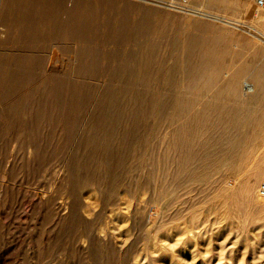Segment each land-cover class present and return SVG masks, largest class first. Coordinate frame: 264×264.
<instances>
[{
	"label": "rangeland",
	"instance_id": "374dc122",
	"mask_svg": "<svg viewBox=\"0 0 264 264\" xmlns=\"http://www.w3.org/2000/svg\"><path fill=\"white\" fill-rule=\"evenodd\" d=\"M180 1L0 0V264H264V9Z\"/></svg>",
	"mask_w": 264,
	"mask_h": 264
},
{
	"label": "built area",
	"instance_id": "2783aa9c",
	"mask_svg": "<svg viewBox=\"0 0 264 264\" xmlns=\"http://www.w3.org/2000/svg\"><path fill=\"white\" fill-rule=\"evenodd\" d=\"M187 0H181L180 3H172L173 5L175 6H178V5H182L183 3H185ZM255 1V5L257 6V8L259 9H264V0H254ZM183 6V5H182ZM258 193L260 196L264 197V181H262L260 184H259V187H258Z\"/></svg>",
	"mask_w": 264,
	"mask_h": 264
},
{
	"label": "crops",
	"instance_id": "0c3cea01",
	"mask_svg": "<svg viewBox=\"0 0 264 264\" xmlns=\"http://www.w3.org/2000/svg\"><path fill=\"white\" fill-rule=\"evenodd\" d=\"M251 1H253V0H251ZM254 3H255V1H254Z\"/></svg>",
	"mask_w": 264,
	"mask_h": 264
},
{
	"label": "bare ground",
	"instance_id": "6f19581e",
	"mask_svg": "<svg viewBox=\"0 0 264 264\" xmlns=\"http://www.w3.org/2000/svg\"><path fill=\"white\" fill-rule=\"evenodd\" d=\"M195 9V8H194ZM253 89V88H252Z\"/></svg>",
	"mask_w": 264,
	"mask_h": 264
}]
</instances>
